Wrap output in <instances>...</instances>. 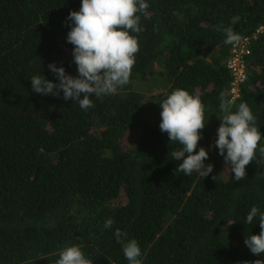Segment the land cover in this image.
<instances>
[{
    "label": "trees",
    "instance_id": "1",
    "mask_svg": "<svg viewBox=\"0 0 264 264\" xmlns=\"http://www.w3.org/2000/svg\"><path fill=\"white\" fill-rule=\"evenodd\" d=\"M145 2L140 31L130 33L139 52L129 83L90 96L94 107L84 110L62 91L33 92L30 81L59 83L52 63L78 75L66 18L81 0H0V264H55L72 245L92 264H129L117 228L138 242L142 264L264 261L244 244L260 232L259 213L251 225L246 216L253 206L264 212V158L257 151L235 181L215 147L232 47L215 29L251 37L264 26V0ZM245 66L231 111L247 103L264 136V34ZM178 88L199 93L208 117L197 148L213 165L204 178L176 170L172 153L182 146L159 130V104Z\"/></svg>",
    "mask_w": 264,
    "mask_h": 264
},
{
    "label": "clouds",
    "instance_id": "2",
    "mask_svg": "<svg viewBox=\"0 0 264 264\" xmlns=\"http://www.w3.org/2000/svg\"><path fill=\"white\" fill-rule=\"evenodd\" d=\"M148 7L145 0H81L79 11H70L66 18L71 22L66 40L73 45L72 57L78 75L74 77L67 74L62 66L49 64V70L59 83H53L41 74L34 75L30 78L33 92L59 97L62 91L65 101L72 100L84 110L94 107L90 96L117 94L118 88L129 83L139 52L138 38L130 33L140 31L138 14L146 13ZM260 28L264 26H259L256 32ZM215 30L225 33V44L237 45L242 40L241 35L231 28L217 27ZM263 34L264 30L254 42ZM231 81L229 76L227 89H222L219 94L218 108L223 115L219 118L215 147L225 164L230 166L233 179L242 181L246 178V166L256 161L257 151L264 158V146L260 145L264 136L256 126V118L247 103L242 102L235 112L231 111L240 100L246 83L233 94ZM214 90L210 85L205 93L210 94ZM159 106V130L167 133L169 142H178L182 146L172 153L175 160L182 161L176 170L185 175L195 172L202 178L207 177L213 171L212 164L205 165L208 151L203 147L197 150L208 119L205 118L199 93L190 94L178 88L167 95ZM205 107L208 108L207 105ZM258 213L260 232L249 235L244 244L252 254L264 255V212H259L253 206L246 216V222L251 225ZM112 223L110 219L107 220L104 228H111ZM114 236L116 242L122 244L123 255L129 264H142L138 242L135 239L125 242L122 237H126L127 233L119 228ZM55 264H92V261L86 258L79 246L72 245L59 253ZM253 264H264V261L256 260Z\"/></svg>",
    "mask_w": 264,
    "mask_h": 264
},
{
    "label": "built area",
    "instance_id": "3",
    "mask_svg": "<svg viewBox=\"0 0 264 264\" xmlns=\"http://www.w3.org/2000/svg\"><path fill=\"white\" fill-rule=\"evenodd\" d=\"M263 30L264 28H260L251 38H243L239 44L231 47V56L226 62V69L232 80L231 92L233 94H236L239 86L246 81L245 59L250 55L251 42H254Z\"/></svg>",
    "mask_w": 264,
    "mask_h": 264
}]
</instances>
